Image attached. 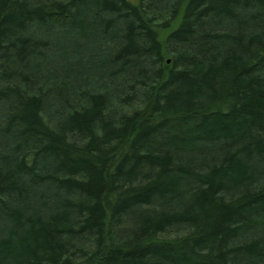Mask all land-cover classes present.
<instances>
[{"label": "trees", "instance_id": "1", "mask_svg": "<svg viewBox=\"0 0 264 264\" xmlns=\"http://www.w3.org/2000/svg\"><path fill=\"white\" fill-rule=\"evenodd\" d=\"M0 264H264V0H0Z\"/></svg>", "mask_w": 264, "mask_h": 264}]
</instances>
